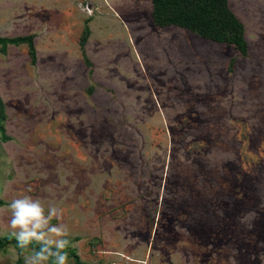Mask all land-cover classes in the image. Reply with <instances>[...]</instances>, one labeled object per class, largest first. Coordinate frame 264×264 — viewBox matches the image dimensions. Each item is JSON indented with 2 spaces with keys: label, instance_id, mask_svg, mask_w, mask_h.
Segmentation results:
<instances>
[{
  "label": "rangeland",
  "instance_id": "374dc122",
  "mask_svg": "<svg viewBox=\"0 0 264 264\" xmlns=\"http://www.w3.org/2000/svg\"><path fill=\"white\" fill-rule=\"evenodd\" d=\"M171 1L0 0V37L34 47H0L2 242L28 195L69 264H264V0H225L243 52Z\"/></svg>",
  "mask_w": 264,
  "mask_h": 264
},
{
  "label": "clouds",
  "instance_id": "9594fccd",
  "mask_svg": "<svg viewBox=\"0 0 264 264\" xmlns=\"http://www.w3.org/2000/svg\"><path fill=\"white\" fill-rule=\"evenodd\" d=\"M8 207L9 226L13 230L10 235L15 239V246L23 250L34 243L43 245L24 257V264H69L67 249L73 245L66 239L68 232L50 223L58 217L56 208L48 209L46 214L39 199L28 195L12 200Z\"/></svg>",
  "mask_w": 264,
  "mask_h": 264
},
{
  "label": "trees",
  "instance_id": "16d2710c",
  "mask_svg": "<svg viewBox=\"0 0 264 264\" xmlns=\"http://www.w3.org/2000/svg\"><path fill=\"white\" fill-rule=\"evenodd\" d=\"M153 7L155 10L159 8L167 7V0H152ZM176 0H172L171 4L176 6ZM199 13L198 15L193 13L188 9V7L184 8V12L182 13V21L186 22L185 26L187 28L194 27V20L198 16V18L203 19V25H209L210 22H217L222 26L223 31H210V32H201V34L207 38H212L217 41H224L225 37L233 33L232 41L238 46H243L241 49L242 52L244 51V41H243V34H242V25L240 22L229 12L227 9L225 0H205L204 3L200 4L198 7ZM211 13V14H210ZM20 43H26L29 53L31 57H34V47L32 44L31 37H16V38H2L0 37V47L1 50H5L7 45H17ZM2 109V104L0 103V110ZM1 115V113H0ZM3 117V115H1ZM4 130L0 127V133L3 134ZM15 240L12 238H7L3 242L0 240V246L6 245H14ZM33 248V245L30 247ZM22 249H19V252ZM24 250V249H23ZM74 264H82L78 261L77 257H72ZM15 264H22L21 258L16 260Z\"/></svg>",
  "mask_w": 264,
  "mask_h": 264
}]
</instances>
